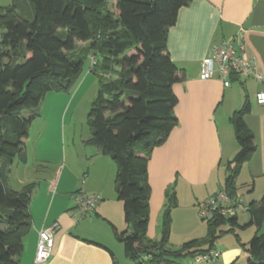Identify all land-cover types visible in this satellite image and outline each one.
I'll use <instances>...</instances> for the list:
<instances>
[{
    "label": "trees",
    "instance_id": "1",
    "mask_svg": "<svg viewBox=\"0 0 264 264\" xmlns=\"http://www.w3.org/2000/svg\"><path fill=\"white\" fill-rule=\"evenodd\" d=\"M190 1L113 0L109 7V0H12L0 5V264H18L31 228L28 206L34 184L11 189L6 184L10 166L16 159L26 162L27 130L40 115L46 93H68L89 52L95 59L90 69L97 75L98 90L87 112L89 136L84 143L98 147L116 166L115 193L122 202L125 229L114 230V236L125 257L137 264H176L202 255L215 249L214 240L226 232L219 227L228 221L232 227H257L242 245L249 254L246 264H264V232H259L264 192L245 206L247 223L239 225L236 215H215L206 221L205 238L171 249L167 242L176 196L170 189L159 240L146 235L147 162L177 123L172 84L184 78L166 51L167 30L179 8ZM78 43H89L79 55ZM249 109L245 102L229 118L238 150L226 163L221 189L232 200L237 195L235 177L256 151L243 118Z\"/></svg>",
    "mask_w": 264,
    "mask_h": 264
},
{
    "label": "crops",
    "instance_id": "2",
    "mask_svg": "<svg viewBox=\"0 0 264 264\" xmlns=\"http://www.w3.org/2000/svg\"><path fill=\"white\" fill-rule=\"evenodd\" d=\"M112 2L109 0V7ZM236 37L243 44V55L253 61L255 71L264 78V0H191L179 8L174 24L167 30L166 51L183 71L184 78L172 84L176 97L172 114L177 123L164 142L153 148L147 162L150 194L146 235L150 240L160 238L161 216L166 192L170 189L176 196V205L171 212L181 205L194 209L221 189L226 163L238 150L229 118L245 102L250 109L243 118L254 135L256 151L235 177L236 192L240 184L251 186L249 195L255 191L256 183L264 190V104L255 101V94L264 92V79L236 76L225 86L217 76L204 79L199 72L201 59L211 55L214 45ZM88 45L78 44V48L83 53ZM91 54L89 52L85 59ZM90 67V62L83 67L68 93L50 91L44 96L45 101L62 105V111L61 106L56 109L59 126L52 135L56 148H52L50 139L40 146L38 138L30 164V152L25 144L26 162L16 159L10 166L7 186L19 191L26 184H34L28 206L31 228L23 238L18 264L32 263L37 231L52 222H57L58 229L54 233L50 257L44 264L135 263L125 257L122 244L114 236V230L125 229L122 202L115 193L116 166L98 147L84 143L89 136L87 117L84 132L76 133L73 128L72 109L85 96L91 105L97 94V75ZM69 111L71 117L67 123ZM40 116L36 118L40 119ZM46 132L44 129L43 134ZM41 135L42 132L39 137ZM28 138L27 130L25 143ZM14 163L29 165L26 169L34 174L48 172L49 177L19 179L18 187L13 188L9 181ZM79 190L99 194L101 200L87 215L74 219L75 193ZM219 237L214 240V247L221 252L220 257L204 261L200 255H194L182 258L176 264H246L249 254L242 244L247 241L234 237L226 242ZM169 241L168 237V247Z\"/></svg>",
    "mask_w": 264,
    "mask_h": 264
},
{
    "label": "rangeland",
    "instance_id": "3",
    "mask_svg": "<svg viewBox=\"0 0 264 264\" xmlns=\"http://www.w3.org/2000/svg\"><path fill=\"white\" fill-rule=\"evenodd\" d=\"M10 0H0V5L2 7H5L9 5ZM79 45L81 43H78ZM78 44L76 46L77 55L80 54V49L78 48ZM89 44V43H87ZM18 61H22V59H18ZM90 62L89 58H86L84 60V68L88 63ZM88 96V95H87ZM87 97H82L80 100V103L78 102L77 107L72 109L73 119V128L75 129L76 133H82L87 129V125L85 123L87 112L90 108V104ZM87 100V102H86ZM51 100L45 101L44 98L40 104V119L35 118L33 122L28 127L29 132V138L26 141V145L29 148V154H30V162L31 159V153L33 152V149L35 147V142L39 138V145L41 146L42 142H48V139H50V143L53 145L52 148H56L57 143H55L53 130L57 129L59 126V116L57 117L56 109L60 107L62 111V105H60L58 102L50 103ZM62 103V102H61ZM71 111V109H70ZM70 111L67 114L66 122L68 123L70 121ZM27 111H23V115H26ZM44 129H47V132L44 133ZM49 130V131H48ZM42 132L41 137H39V133ZM41 147H39L40 149ZM69 153V145L67 146V155ZM1 160V158H0ZM34 165L36 163L33 162ZM29 166V165H27ZM27 166H24V164L21 163H14L12 167V174L10 176L9 184L13 188L18 187V181L20 180H33L36 177L44 176L49 177L48 172H40L39 174H34L33 172H30L29 168L26 169ZM53 169V167H52ZM251 188V186L249 187ZM245 185L239 186L237 195L241 197L242 205L243 207L247 205L248 201L255 199H260L261 195L263 194L264 190L262 188L260 189L259 183H256V189L253 192L252 195H249L250 189ZM252 197V198H251ZM197 208V209H196ZM196 208H190L189 206L181 205L178 207V209L173 210L171 215V223H170V231H169V238H170V248L176 249L180 247L183 243L187 241L192 240H202L205 238L207 233V224L206 220L201 219L198 213V206ZM236 216L238 219V224L243 225L247 223L248 221V214L245 210H237ZM230 228H233V231H227ZM225 230L226 232L222 233L219 237L221 241H231L234 240V237H236L234 234H237L242 242H246L254 235V233L257 230V227L253 224H246L243 227H232L228 221L224 222L220 225L219 230ZM259 232H264V221L262 226L259 228ZM219 240V239H218ZM183 242V243H182ZM217 242V241H216ZM137 264V263H134Z\"/></svg>",
    "mask_w": 264,
    "mask_h": 264
},
{
    "label": "built area",
    "instance_id": "4",
    "mask_svg": "<svg viewBox=\"0 0 264 264\" xmlns=\"http://www.w3.org/2000/svg\"><path fill=\"white\" fill-rule=\"evenodd\" d=\"M94 61V57L91 56L90 65ZM199 72L204 79L217 76L225 86L230 84L231 74L241 78L253 77L260 81L264 79L261 74L255 71L253 61L243 55V44L237 37L214 45L211 49V55L201 59ZM255 101L257 104H264L263 91H258L255 94ZM75 199L77 203L74 219L82 218L91 212L101 200V196L79 190L75 193ZM237 210H245L241 197L236 195L232 200L224 189L218 190L214 195L198 204L199 216L206 221L215 215L234 216ZM57 229V222H52L37 231L36 247L31 264H44L48 260L53 247L54 233ZM220 254V251L214 249L200 255L199 258L204 261H211L220 257Z\"/></svg>",
    "mask_w": 264,
    "mask_h": 264
}]
</instances>
